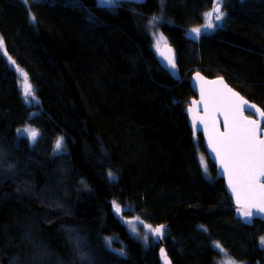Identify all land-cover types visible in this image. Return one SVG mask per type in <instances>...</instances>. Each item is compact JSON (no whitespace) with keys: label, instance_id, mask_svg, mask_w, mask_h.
Returning <instances> with one entry per match:
<instances>
[{"label":"trees","instance_id":"trees-1","mask_svg":"<svg viewBox=\"0 0 264 264\" xmlns=\"http://www.w3.org/2000/svg\"><path fill=\"white\" fill-rule=\"evenodd\" d=\"M213 4L0 0V264H161L144 225L163 224L174 264H218L215 243L231 260L264 264V223L235 217L186 114L196 72L224 77L264 109V0H226L222 27L187 37ZM152 33L173 47L178 75ZM16 67L37 103H25ZM25 126L35 142L17 133ZM137 217L133 235L125 221Z\"/></svg>","mask_w":264,"mask_h":264},{"label":"snow or ice","instance_id":"snow-or-ice-1","mask_svg":"<svg viewBox=\"0 0 264 264\" xmlns=\"http://www.w3.org/2000/svg\"><path fill=\"white\" fill-rule=\"evenodd\" d=\"M107 10L111 11L121 6L122 0H99ZM224 0H214L211 11L203 14L204 24L202 27H193L190 29V35L198 39L202 32H207L223 26L225 13L222 10ZM35 16H30V20L35 23ZM160 17L153 16L150 20L151 25H156ZM154 37V48L162 57L164 66L174 75H178L176 70L175 55L168 44L167 38L163 33H152ZM3 41L0 39V47ZM10 59V58H9ZM15 65V61H11ZM20 77V90L25 103H37L35 88L29 80L28 73L16 67L15 69ZM196 79L200 84L199 102L196 109H189L193 112V123L199 121L203 125V131L207 136V144L214 158L218 160L222 173L227 176L228 186L234 196L237 211L245 222H251L253 215L264 213V110L254 104H250L238 92L229 88L222 79L205 80L196 74ZM202 106L203 116L199 115V108ZM248 110L252 115H257L258 119H249L245 116ZM221 118L224 130L221 131ZM19 135H26L32 142H35L39 133L37 130L26 127L17 129ZM57 150L63 147V137L58 138L55 145ZM201 166L206 171V165L201 161ZM110 180H115L116 176L108 173ZM82 183H84L82 181ZM86 186V185H85ZM114 212L121 213L122 209L113 202ZM255 210V211H254ZM137 222L143 224V221L137 217L135 221H125L131 225L130 231L137 234ZM203 227V226H201ZM147 232L155 238L162 239L165 234V226L160 225L153 228L151 225H144ZM207 231V229H203ZM145 241L148 236L143 237ZM112 238L107 239V246L110 248ZM261 246H264V238L260 240ZM215 248L223 251L219 243L213 245ZM113 251H115L113 249ZM164 264H171L164 249H161ZM119 255L123 256L121 250ZM225 255H227L225 253ZM227 264H235V261L228 260Z\"/></svg>","mask_w":264,"mask_h":264},{"label":"water","instance_id":"water-1","mask_svg":"<svg viewBox=\"0 0 264 264\" xmlns=\"http://www.w3.org/2000/svg\"><path fill=\"white\" fill-rule=\"evenodd\" d=\"M169 44V43H168ZM170 45V44H169ZM170 47L172 48L173 52H174V55H175V60H176V54H175V51L173 49V47L170 45ZM162 58V57H161ZM176 70H177V73L179 74L178 72V68H177V65H176ZM199 73L201 77H203L205 80H209V81H212V80H217V79H222L224 81V83L229 87L231 88L233 91L235 92H238L240 94V96H242L245 100H247L250 104H254L256 105L258 108L264 110L260 105H258L257 103L255 102H252L250 101L248 98H246L241 92H239L237 89H235L234 87H232L228 82L227 80L224 78V77H218V78H209L207 77L206 75H204L202 72H196L192 75V78H191V87L195 93V97L190 101V105L188 106V108L186 109V114L189 118V124H190V127H191V130L193 132V135H194V140L195 141H198L199 140V135L202 136L203 138V143H204V147H205V150H206V153H207V156L209 157V160L214 164L215 168H216V173H217V178L219 179H223L224 182H225V186H226V189H227V192L228 194L230 195L231 197V201H232V209L234 210L235 212V217L238 219V220H241L243 222V224L245 225H248V226H253L256 222V220H260L264 223V213L262 214H259V215H253V217L251 218V222H245V220L243 218L240 217V215L238 214V211H237V208L238 206L235 204V199H234V196L228 186V180H227V176L225 174L222 173V170L220 169V166H219V162L218 160H216L214 158V154L211 153L210 151V148H209V145L207 144V136L205 134V132L203 131V125L197 121L194 125L193 123V112L189 111V109H196V104L194 102H199L200 99H201V96H200V84L198 82V80L196 79V74ZM245 116H247L249 119H258L259 117L257 115H252L250 111L246 110L245 111ZM248 114H251L252 116H249ZM199 115L200 116H203L204 113L202 111V106H200L199 108ZM261 127L264 128V123L261 124ZM220 129L221 131L224 130V127H223V122H222V118H221V123H220ZM255 211V210H254ZM185 213H196V214H200L199 211L197 210H194V209H188L185 211ZM165 226V229H168L169 228V224H163ZM160 226V225H159ZM158 227V226H157ZM153 238L155 239V241L160 245V252H159V257H160V261H161V264H164V259H163V256L161 254V249H164L167 253V257L168 259L171 261V264H174L172 258L170 257L167 249H166V245L164 243V237L162 239H157L153 236Z\"/></svg>","mask_w":264,"mask_h":264},{"label":"rangeland","instance_id":"rangeland-1","mask_svg":"<svg viewBox=\"0 0 264 264\" xmlns=\"http://www.w3.org/2000/svg\"><path fill=\"white\" fill-rule=\"evenodd\" d=\"M225 1L226 0H224V4H225ZM224 4H223V6H224ZM223 6H222V10H223ZM212 10V9H211ZM210 10V11H211ZM204 24V23H203ZM203 24H201V25H199V26H195V27H202L203 26ZM191 28H193V27H190L189 29H187V31H186V35H187V37H189V38H191V39H194L193 38V36L192 35H190L189 33H190V29ZM217 29V28H216ZM216 29H213V30H209V31H207V32H202V34H201V36L203 35V34H206V33H212V32H214ZM157 34H159V33H157ZM201 36L198 38V39H194V40H199L200 38H201ZM26 127H31V126H25V127H23V128H26ZM23 128H21V129H23ZM31 128H33V129H35L34 127H31ZM35 130H37V129H35ZM38 131V130H37ZM39 133V132H38ZM39 136V135H38ZM38 138V137H37ZM208 157V156H207ZM207 157L205 158V156H203L202 158H201V161L203 162V164L204 165H206V171H209V169H210V164H209V161H208V159H209V157H208V159H207ZM126 225L128 226V228H129V230H130V228H131V225H129V224H127L126 223ZM137 232H138V223H137ZM131 232V231H130ZM132 233V232H131ZM133 234V233H132ZM133 235H137V234H133ZM220 251V250H219ZM220 253H221V255H220V258H219V261H218V264H227V261L229 260V258L225 255V253H224V250L223 251H220ZM218 260V259H217ZM231 260V259H230ZM232 261H234V260H232ZM235 264H243V263H240V262H237V261H235Z\"/></svg>","mask_w":264,"mask_h":264},{"label":"flooded vegetation","instance_id":"flooded-vegetation-1","mask_svg":"<svg viewBox=\"0 0 264 264\" xmlns=\"http://www.w3.org/2000/svg\"><path fill=\"white\" fill-rule=\"evenodd\" d=\"M249 116H252L251 114H248Z\"/></svg>","mask_w":264,"mask_h":264}]
</instances>
